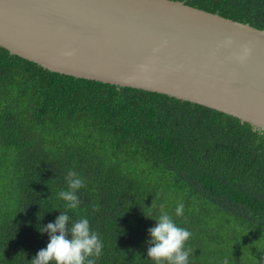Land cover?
I'll use <instances>...</instances> for the list:
<instances>
[{"label":"trees","instance_id":"trees-1","mask_svg":"<svg viewBox=\"0 0 264 264\" xmlns=\"http://www.w3.org/2000/svg\"><path fill=\"white\" fill-rule=\"evenodd\" d=\"M178 1L264 29V0ZM69 170L86 184L75 210L58 196ZM161 205L192 233L188 264H264V129L0 46V264H31L61 212L99 233L96 264H155L148 229Z\"/></svg>","mask_w":264,"mask_h":264},{"label":"water","instance_id":"water-1","mask_svg":"<svg viewBox=\"0 0 264 264\" xmlns=\"http://www.w3.org/2000/svg\"><path fill=\"white\" fill-rule=\"evenodd\" d=\"M0 46L43 68L158 92L264 129V29L178 0H0Z\"/></svg>","mask_w":264,"mask_h":264},{"label":"clouds","instance_id":"clouds-1","mask_svg":"<svg viewBox=\"0 0 264 264\" xmlns=\"http://www.w3.org/2000/svg\"><path fill=\"white\" fill-rule=\"evenodd\" d=\"M65 179L67 190L60 191L58 196L66 202L67 209L75 210L81 203L77 191L86 187V184L73 170L67 172ZM183 209V203H179L175 209L176 215L182 216ZM70 219L67 212H61L54 223H48L40 229L49 234V243L37 253L31 264H49L53 261L55 264H96L103 250L99 233L91 230L87 218L73 221L69 226ZM154 219L157 221L156 226L148 229L151 236L148 257L155 264H188V257L193 250L185 249V242L192 233L177 226L172 217L163 211V205L161 214ZM224 264H228L227 259Z\"/></svg>","mask_w":264,"mask_h":264}]
</instances>
